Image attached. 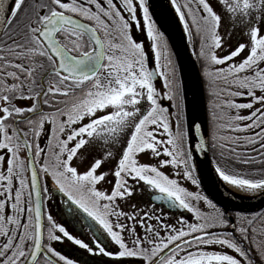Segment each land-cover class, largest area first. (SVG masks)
Masks as SVG:
<instances>
[{"label":"snow or ice","instance_id":"obj_1","mask_svg":"<svg viewBox=\"0 0 264 264\" xmlns=\"http://www.w3.org/2000/svg\"><path fill=\"white\" fill-rule=\"evenodd\" d=\"M169 2L212 88L211 166L231 188L264 192V0ZM150 9L151 0H0V264H77L54 247L61 241L108 264H254L253 249L264 264V227L255 224L264 214L233 220L162 171L170 166L199 188L194 152L208 162L209 143L200 123L181 125L179 105L171 112L161 103L177 98L176 68ZM134 28L150 42L152 61ZM217 149L250 170L222 167ZM49 178L68 214L94 222L91 240L46 211ZM136 193L194 222L172 223L138 204L125 211L119 201Z\"/></svg>","mask_w":264,"mask_h":264},{"label":"water","instance_id":"obj_2","mask_svg":"<svg viewBox=\"0 0 264 264\" xmlns=\"http://www.w3.org/2000/svg\"><path fill=\"white\" fill-rule=\"evenodd\" d=\"M156 0H151V11L155 13L154 19L158 22V28L161 32L164 33V37L167 40L169 47L174 56L175 62L177 64L178 72L180 75L182 93L184 90V84L188 85V92L190 96L191 106L190 114H192L193 120L200 123L202 125L203 132L205 133V137L208 140L207 135V117H206V107H205V99H204V91L202 80L199 74V70L195 59L192 55L193 48H189L186 44L184 47L178 42V40L172 35L169 29L166 27L164 22L162 21L158 8L156 6ZM183 74L185 75L186 80L183 79ZM187 81V83H186ZM183 101L185 108V100L183 93ZM186 115V123L188 124L187 113L185 109ZM194 160L197 165L196 177L199 181L200 188L205 194V196L210 199L214 204L222 209V211H226L228 214L239 212V213H256L264 208V196L254 202H231L222 199L219 197L214 189L212 188L208 172L211 167L210 158L207 152V161L203 154L200 152H194ZM169 206L168 204H166ZM170 207V206H169ZM180 209V208H179Z\"/></svg>","mask_w":264,"mask_h":264},{"label":"flooded vegetation","instance_id":"obj_3","mask_svg":"<svg viewBox=\"0 0 264 264\" xmlns=\"http://www.w3.org/2000/svg\"><path fill=\"white\" fill-rule=\"evenodd\" d=\"M151 61V59H150ZM154 66V64L152 65ZM0 154H3V150H0ZM6 166V163L3 165ZM56 196V207H57V216L59 223L63 224L66 229L76 235L78 234L81 238H85L87 240L92 239V232L89 231L87 225L93 224L89 218L84 216L83 213L76 212L72 215L67 212V203L66 197L60 194L58 191H54ZM148 198L145 196H139V205L142 210L151 211L152 207L156 208V215H160L161 211L165 214V219L169 220L172 223H175L177 219L183 216L185 219L190 220L191 216L187 211L179 210L177 208H169L166 207L163 202L153 201L151 205L147 203ZM23 219V218H22ZM154 223V221H152ZM98 228V226H96ZM219 231V229H217ZM54 247L61 252V254H66L69 258H74L77 261V264H108V257L101 256H92L91 254L84 253L83 250H75V246L71 245L70 242L61 241V242H53ZM41 264L43 261L41 259ZM132 264H138L137 261L133 260Z\"/></svg>","mask_w":264,"mask_h":264},{"label":"trees","instance_id":"obj_4","mask_svg":"<svg viewBox=\"0 0 264 264\" xmlns=\"http://www.w3.org/2000/svg\"><path fill=\"white\" fill-rule=\"evenodd\" d=\"M181 3H183V0H181ZM193 35H194V41L193 42L195 44V50H196V52H198L199 51V47H200V42H199V39L195 36V32L194 31H193ZM195 59H196V63H197V66H198V69H199V72H200V76L202 78L203 87H204V96H205L206 113H207L208 143H209L208 153H209L210 158L212 159L213 158V153L210 150L211 139H210V135L209 134L213 130V125H212V121H211V113L213 111H215V109H213L211 101H213L214 97L212 95H210V93L212 91L211 86L209 85L207 79L202 75L201 63L197 60L196 56H195ZM172 62L175 65V62H174L173 59H172ZM175 68H176V77H177V81H176L177 98L174 101V104L179 105V107H180V115L182 117L181 125L184 126L185 122H184V111H183L182 99H181L180 80H179V74H178V69H177L176 65H175ZM248 99L249 98H247V97H238V98H236V101L244 103V102H248ZM171 107H172V112H176L177 111V108L173 107L172 103H171ZM248 111L249 110H241V113L242 114H247ZM175 121H176V119H175ZM256 131H259V129H256ZM219 134L220 135H226L228 133H227L226 130H221ZM248 134H251V133H240L239 135H248ZM233 135H235V134H233ZM257 147H258V145H257ZM239 150L243 151L244 149H239ZM219 153H220V150L217 149L215 158H216L217 161H219V163H220V165L222 167H225V168H227L230 171L231 170H244V171H249L250 170L248 166L236 164L232 158H228V159L221 158ZM251 154L252 155H257L256 153H251ZM225 156L226 157L228 156L227 152H225ZM259 158L260 157L257 155V159H259ZM255 167H259V165H256ZM256 214H264V208L262 210H260L259 212L255 213L254 215H256ZM242 215H244V214H242ZM234 220H235V214H234ZM255 224H256V227L258 229H260L261 227H264V215H257V219L255 221ZM44 225H45V228H46L47 227L46 218L44 219ZM251 235H252L251 234V230H249V237H251ZM257 239H258V241L264 242V235L258 236ZM261 246L264 247V243H261ZM244 247L248 248V247H250V245L246 243L244 245ZM229 251L231 252V250H229ZM232 254H234V253H232ZM252 256H253L254 264H260L259 257L257 256V254H256L254 249H253V252H252Z\"/></svg>","mask_w":264,"mask_h":264},{"label":"bare ground","instance_id":"obj_5","mask_svg":"<svg viewBox=\"0 0 264 264\" xmlns=\"http://www.w3.org/2000/svg\"><path fill=\"white\" fill-rule=\"evenodd\" d=\"M156 6L159 11V15L172 33V35L178 40L181 46H185L186 38L182 31V27L178 23V19L174 15V11L171 9L169 0H156ZM184 81L186 80L185 75L183 74ZM187 83V81H186ZM188 85L184 84V100H185V109L187 113L188 123L193 121L192 114H190L189 107L191 106L190 96L188 92ZM209 182L214 189L215 193L224 200L231 202H254L264 196V192L256 193H247L241 192L235 188L229 187L223 181H221L216 173L214 172L212 166L208 172Z\"/></svg>","mask_w":264,"mask_h":264},{"label":"rangeland","instance_id":"obj_6","mask_svg":"<svg viewBox=\"0 0 264 264\" xmlns=\"http://www.w3.org/2000/svg\"><path fill=\"white\" fill-rule=\"evenodd\" d=\"M141 22H142V17H141ZM227 28H228L229 31H231V29H232V25L229 23V24L227 25ZM193 31L195 32V30H193ZM220 31H221V34L224 35V34H225V27L222 26L221 29H220ZM133 35H134V37H135L136 39H138V40H143L144 45H145V49H146V53H147L149 59H151V61H152V59H153V54L151 53L150 42L147 40L146 35H141V33L139 32V30H137V29H135V28L133 29ZM245 40H246V37H243V36L240 37V42H245ZM187 42H188V41H187ZM153 64H154V63H153ZM154 83H155V87H156L161 93H163V92L165 91L164 86H163V80H162V79H157ZM16 103L18 104V106H28L30 102L27 101V100H18V101H16ZM161 103H162L163 106L168 107L169 110L172 112L171 103L174 104V101H170V100H167V99H163V100H161ZM172 123H173V129H175V124H176L175 118H173ZM40 143H41V146L43 147V146H44V143H45V138H44V137H41ZM20 155H21V157L23 158V157H24V152L22 151V152L20 153ZM75 163H76V164H79L80 161H76ZM3 167H4V166H3ZM5 167H6V166H5ZM162 171H164L166 175H169L170 178H176V179H178V180H179V183L181 184V186L187 188L189 191H193V192H195V191H199V192H200L199 188H197L196 185H193V184L191 183L190 180H185V179H183L182 176L177 177V176L175 175V170H173L170 166L165 167L164 169H162ZM48 187H49L50 191L52 192V198L49 199V200H47V201L45 202V205H46V211H47L49 214L53 215L54 219H56V221L59 223L58 216H57V214H56V212H57V207H58V206H57V207L55 206V205H56V201H55L56 196H55V193H53V192L55 191V188H54V186L52 185V183L50 182V178H49V180H48ZM103 187L108 188L109 186H108L107 184H105V185H103ZM200 193H201V192H200ZM140 195H141V194L136 193V194L133 195L132 198H130V199L127 200V201H119L120 206H121L125 211H130V210H131V205H132V204H138V205H139V196H140ZM194 203H195V202H194ZM199 206H201V210H202V211H205V212H211V211H212V209L208 208L207 205H204V204H203V201L199 202ZM139 207H140V205H139ZM140 209H141V208H140ZM141 210H142V209H141ZM190 216H191V214H190ZM188 221H189V222H194V220H193L192 217H191L190 220H188ZM140 232H141V234H143V230H142V229L140 230ZM224 250L227 251V252H229L230 254H232V253H231L230 251H228L227 249H224Z\"/></svg>","mask_w":264,"mask_h":264}]
</instances>
